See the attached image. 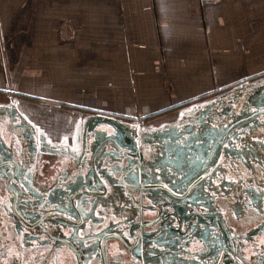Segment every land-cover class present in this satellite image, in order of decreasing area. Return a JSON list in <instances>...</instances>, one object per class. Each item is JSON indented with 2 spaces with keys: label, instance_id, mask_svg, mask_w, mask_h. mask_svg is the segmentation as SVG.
I'll return each instance as SVG.
<instances>
[{
  "label": "flooded vegetation",
  "instance_id": "flooded-vegetation-1",
  "mask_svg": "<svg viewBox=\"0 0 264 264\" xmlns=\"http://www.w3.org/2000/svg\"><path fill=\"white\" fill-rule=\"evenodd\" d=\"M43 107L0 91V264H264V77L169 122Z\"/></svg>",
  "mask_w": 264,
  "mask_h": 264
},
{
  "label": "crops",
  "instance_id": "crops-1",
  "mask_svg": "<svg viewBox=\"0 0 264 264\" xmlns=\"http://www.w3.org/2000/svg\"><path fill=\"white\" fill-rule=\"evenodd\" d=\"M263 77L264 0H0V91L52 114L169 122Z\"/></svg>",
  "mask_w": 264,
  "mask_h": 264
},
{
  "label": "rangeland",
  "instance_id": "rangeland-1",
  "mask_svg": "<svg viewBox=\"0 0 264 264\" xmlns=\"http://www.w3.org/2000/svg\"><path fill=\"white\" fill-rule=\"evenodd\" d=\"M98 91H95V95L96 96H98V93H97ZM109 105H111V106H114L115 105V101L114 100H109V103H108ZM171 114V112H166V113H163L162 115H157L156 117H155V119L156 120H159V119H161V118H163V117H165V116H168V115H170ZM52 115H55V114H52Z\"/></svg>",
  "mask_w": 264,
  "mask_h": 264
}]
</instances>
